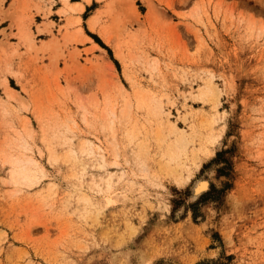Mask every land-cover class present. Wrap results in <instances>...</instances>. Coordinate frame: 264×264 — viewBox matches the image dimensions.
Returning <instances> with one entry per match:
<instances>
[{
	"label": "rangeland",
	"instance_id": "1",
	"mask_svg": "<svg viewBox=\"0 0 264 264\" xmlns=\"http://www.w3.org/2000/svg\"><path fill=\"white\" fill-rule=\"evenodd\" d=\"M63 6L0 0V264H264V0Z\"/></svg>",
	"mask_w": 264,
	"mask_h": 264
},
{
	"label": "bare ground",
	"instance_id": "2",
	"mask_svg": "<svg viewBox=\"0 0 264 264\" xmlns=\"http://www.w3.org/2000/svg\"><path fill=\"white\" fill-rule=\"evenodd\" d=\"M64 1V6L62 7V11L63 12H69V11H79V12H82L84 10V5L83 3H76V4H73L71 3L69 0H63ZM85 2L87 3H90L91 0H84ZM74 23L76 24H80L81 23V17H75L74 19ZM88 25H89V28L93 31H96L97 29L100 28V25H99V13H95L93 16H91L89 19H88ZM78 32L83 34V29L80 27L78 29ZM100 33H101V36L105 39V41L108 43V44H113V41H112V37H111V34L106 30V29H103V28H100ZM83 38L84 39H87L86 36H84L83 34ZM116 47V46H115ZM116 53H117V56L121 55V52L119 51V46L116 47ZM210 89V88H208ZM12 91V89H10ZM13 92V91H12ZM211 92V91H209ZM207 91L203 90L202 94H206ZM185 144V138L184 136L181 135V137H178L175 142H174V150H172V152L170 153V160L171 162L172 161H176L177 158L179 157V152L182 151V147L184 146ZM17 162V161H16ZM19 163V161H18ZM29 163L34 165V166H37V162L36 161H33V160H29ZM14 173V183H17L18 181H21V182H26L27 181V177L25 175V172L20 168L16 171L13 172ZM208 183L207 182H201L199 183V185L197 186V191H196V196H198L200 193H202V191L206 190L208 188Z\"/></svg>",
	"mask_w": 264,
	"mask_h": 264
},
{
	"label": "crops",
	"instance_id": "3",
	"mask_svg": "<svg viewBox=\"0 0 264 264\" xmlns=\"http://www.w3.org/2000/svg\"><path fill=\"white\" fill-rule=\"evenodd\" d=\"M91 2H92V0H91ZM91 2H90V3H91ZM79 3H83V5H84V10H83V12L86 10L87 5H90V3H87V2H79Z\"/></svg>",
	"mask_w": 264,
	"mask_h": 264
}]
</instances>
